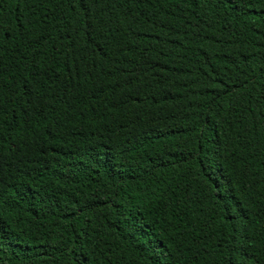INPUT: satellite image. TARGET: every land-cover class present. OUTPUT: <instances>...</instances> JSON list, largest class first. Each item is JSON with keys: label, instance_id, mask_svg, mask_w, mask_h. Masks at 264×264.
Returning <instances> with one entry per match:
<instances>
[{"label": "trees", "instance_id": "16d2710c", "mask_svg": "<svg viewBox=\"0 0 264 264\" xmlns=\"http://www.w3.org/2000/svg\"><path fill=\"white\" fill-rule=\"evenodd\" d=\"M0 264H264V0H0Z\"/></svg>", "mask_w": 264, "mask_h": 264}]
</instances>
